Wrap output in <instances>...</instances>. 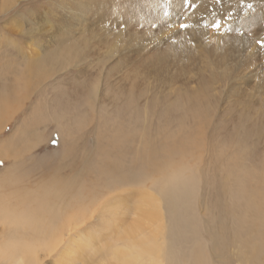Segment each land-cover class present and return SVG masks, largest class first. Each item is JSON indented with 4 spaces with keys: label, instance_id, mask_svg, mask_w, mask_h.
Here are the masks:
<instances>
[{
    "label": "rangeland",
    "instance_id": "obj_1",
    "mask_svg": "<svg viewBox=\"0 0 264 264\" xmlns=\"http://www.w3.org/2000/svg\"><path fill=\"white\" fill-rule=\"evenodd\" d=\"M61 1L0 0V93L11 89L14 96L9 100L8 116L0 119V209L18 215L26 212L24 208L33 209L50 181L57 186L64 181L68 192L64 200L80 198L90 204L93 196L98 195V204L91 221L75 226L74 223L65 226L55 213L45 228L54 248L47 251L46 246H39L33 253L36 258L32 253L28 257L25 254L19 264H110L106 244L112 243L115 220L114 211L109 214L107 207L118 200L116 206L121 210L117 213L123 214L126 205L133 201H125V196L131 198L135 193L123 192L120 197L112 196L115 192L106 193L105 186L112 174L103 175L102 169L116 167L125 173L133 166L137 172L140 170L135 175L143 179L142 158L147 157L143 153H152L151 159L162 164L163 157L156 149L162 148L168 130L186 135L191 141L197 137L203 142L201 154L206 153V161L196 164L197 170L205 166L199 171L198 208L202 217L207 218L204 221L210 220L208 226L214 224L219 228V225L216 230H223L225 240L231 242L223 247V253L213 258L218 264H243L251 256L247 251L254 256L260 243L250 244L248 248L241 247L236 240L232 218L240 215L241 205L238 200H230L235 182L224 173L225 163L221 158L232 151L223 145L237 137L244 141L245 160L248 158L249 164L264 159V45L259 43L264 40V0L257 5L251 0H225L215 10L211 4L216 0H187V3L160 0L157 5L134 0H96V4H90V13L70 16L69 20L59 15V5L64 3ZM169 2L177 5L168 7ZM217 23L219 28L214 27ZM181 24L188 27L181 28ZM65 44L75 47L69 53L72 58L63 60L59 65L62 68L48 65L43 72L46 78H36L21 90L18 77L26 66L31 67L34 59ZM165 50L181 57L179 64L183 72L177 85L185 99L182 110H174L175 94L161 99L160 103L154 98L169 85L162 83L165 77L157 71L158 56ZM170 70L173 73L175 69L170 67ZM208 81V93L202 96L200 91ZM128 91L138 106L150 96L149 117L144 119L128 111L122 103L127 101ZM106 98L109 101L105 109L102 99ZM204 102L209 103L211 110L207 113L211 116L202 125L195 114L199 115L201 109L196 106ZM124 122L127 123L122 136L125 144L120 145L113 137ZM182 124L186 133L178 130ZM131 134L136 140L133 141ZM211 146L228 152L212 158L206 151ZM144 147L148 151L142 153ZM189 147L187 144L183 149L188 152ZM235 148L239 144L235 143ZM191 162L194 165L196 161ZM203 184L207 187L203 188ZM107 202L111 204L103 212ZM9 217L2 220L5 223L0 222V264H13L7 259L6 251L15 239L23 240L22 244L28 246L45 239L36 227L27 225L28 220L18 230ZM98 233L105 240L98 237L91 244V238ZM218 241L222 244L221 239H214L215 243ZM214 242H209V247ZM70 244L73 249L68 252ZM261 259L264 264V251Z\"/></svg>",
    "mask_w": 264,
    "mask_h": 264
},
{
    "label": "bare ground",
    "instance_id": "obj_2",
    "mask_svg": "<svg viewBox=\"0 0 264 264\" xmlns=\"http://www.w3.org/2000/svg\"><path fill=\"white\" fill-rule=\"evenodd\" d=\"M134 1H142V3L146 2L151 3L152 5H157L160 4L162 0ZM223 1L225 0H216L215 2L214 0H212L214 4H211V6L213 5V9L215 10L217 9L218 5H221L223 3ZM226 1L235 2V0ZM249 2H253V5H257L259 2L261 3L262 0H251ZM61 3V5H59V15H61L63 19L69 20L70 16L76 18L90 13V4H96L97 1L62 0ZM176 3L177 2H169L168 7H174L177 5ZM205 8H207V6H205ZM207 9L210 10L211 7ZM63 12H68V14L66 15ZM73 50H75L74 46L65 44L60 48H55L53 50L51 49L50 52L46 53L41 58L34 59L32 66H26L21 75L18 77L20 89L22 90L24 88V85H30L36 78H46L43 73L44 69L50 64L59 66L63 62V60L68 59L69 61V59L72 58L69 53ZM168 52L169 51L165 50L159 54L157 71L163 74L165 77L162 80V83L164 84L166 82H169V85L165 88L160 89L159 92L154 96V98H156L160 103L161 99H168L170 96L175 94L174 101L172 103L174 104V110L175 108H179L182 110L184 108L182 106H184L183 101L185 99L182 95L183 92L181 87L177 85V83L181 80L183 72V68L180 66L181 64H179V59L181 57L177 53ZM170 54L174 55L175 57H167V55ZM144 61L145 60H143L142 62ZM147 65L151 66V64L148 63ZM170 67L171 69L172 67L175 69L173 73L170 72ZM208 85H210L209 81L207 83H204V88H202V90L200 91V94L202 96L207 95ZM147 87L149 88V86ZM10 90L11 89L2 90V92L0 93V119H4L6 116H8L10 107L9 100L14 97L12 95V90ZM151 90L152 89L149 88V91ZM128 92L130 93V91ZM125 96L127 101L122 100V103L125 104L131 114L137 113L138 115L144 116V119L145 116H150V96L147 97V100L141 106H138V102L135 101L134 96L131 93L125 94ZM108 101V98H106L105 100L102 99V108H108L106 106ZM196 107L198 109L201 108L198 112L199 115L196 113L195 116L198 117V124L202 123L203 125L207 122L209 116H211L210 113L209 115L207 113V111H210L211 108L209 107L208 102L199 104ZM139 111H142L141 113H143V115L140 114ZM107 115L109 114H106V116ZM120 124L121 123H119V125ZM126 124V122L121 124V126H119L116 130V135L113 137L117 139V142L120 145L125 144L122 136H124L123 134L127 127ZM182 127L183 124L181 125V127H179L178 130H183V132L186 133V131H184ZM113 132L115 133V131ZM176 132L177 131L174 130H168L165 135L166 140L162 144V148L156 149V151L160 152L161 156L163 157L160 160L162 164H160V162H155L154 159H151L152 153H143L144 150L148 151V147H144L142 149L141 152L143 153V156H147L142 158V162H145V167L142 168L143 179L140 177L138 178L137 174L135 175V173H138L140 170L137 172V170H135L133 166L132 168L128 167L130 170L128 169V171L125 173L119 171V168L116 167H108L102 169L103 175L109 176V174H112L111 178H109L110 181L107 182L108 185H104L106 189H108V192L106 193L113 194L115 192V194L112 195L114 197L116 195L120 197L123 192H125L124 194L130 192L137 194L136 196H134L135 194H133L131 198L125 196V201H130V199H132L133 201L132 203L126 205V209L123 214L119 212L118 215L117 213V210H121L120 206H116L118 200L111 207H107V212L109 214L111 212L112 215V210L114 211L113 218L115 220V223L112 225V229L114 228L111 237L112 243L106 244V246L108 247H106L108 250L107 261L110 264H218L215 262L213 257H216L220 253H223V247H227L229 244H231V242L225 240L226 233H224L223 230H219V232L218 230H216L220 228L219 225V228H215L214 224L208 226V224H210V220L209 222L204 221V218L206 217H202L200 207L198 208L199 201L197 196V185L201 179V173H199V171H202L203 167L205 168V166L201 167L200 165L201 169L197 170L196 164H201V162L206 161H204L206 153L204 152L205 154H201L202 150L204 149V145L201 146L203 142L200 143V138L197 139V137L193 138L191 141L186 138V135H183L181 133L177 134ZM190 132L187 131V133L189 134ZM62 133L64 134L65 132L62 131ZM130 137L133 139V141L136 140L133 138L134 136L132 134L130 135ZM235 143L239 144L238 149L235 148ZM187 144L190 145V147L188 148V152L183 149ZM223 146H226L228 150L229 148L232 149L231 153H226L228 152V150L226 151L225 149L217 146H211L206 151H208L207 155H210L212 158L214 156L220 157L223 155V153H226V157L223 156V158H221L222 161H224L223 163H225V170L223 168L222 169L226 171L224 173L232 177L233 183L235 182L234 187L233 184L231 187L233 197L230 200H238L241 205V211H238V213L240 212V215L233 216V213H231L233 216L232 219H234L233 224L235 223L233 229L235 232V236L237 237L236 240L238 241V243L240 242L241 247H243V245L248 247L250 246V244L256 245L258 244V242L260 243V245L258 246L259 249L257 248L258 251L257 253L255 252L254 256H252L253 254H251L250 251H247V253L252 257L247 256V259L243 261V264H262L261 257L264 251V241L262 240V238H264V159H255L256 164L254 162H252L253 165L249 164L248 158L245 160L247 153L245 150L246 146L244 145V141L240 140L237 137L233 142L230 141V143L228 142ZM205 148H207V144ZM199 151L200 154L197 153ZM193 153L195 155H193ZM138 157L139 155L136 154L134 159L137 160L139 159ZM192 159L196 161L194 162V165L191 162ZM252 159L253 158L249 160L252 161ZM260 163V169H257L258 164ZM252 167L253 169H251ZM212 178L213 177H211V179ZM63 182L64 181L58 182L59 184L57 183V186L54 181H50V183L42 189V192H40V199L36 198V200L38 199L36 206L33 209L24 208L26 211L25 213L20 212L18 215V213L13 211L10 212L9 214L11 215H9L5 212V209H0L1 223H5L6 221L2 220H4L6 216H10L8 219L12 221V223L16 226V228H18V230H22V222L24 220H28L27 225H30V227H36V229L39 230L37 233L45 238L44 240L33 241L29 244V246L27 244H22L23 240L21 242L19 239H15L14 241L10 242V245H8L6 252L7 259H11V262L13 264L21 263L25 254L27 255L26 257H28L30 256L29 254L32 253L31 256L33 258H36L33 253L37 252L39 246H46L47 251H50L54 248L53 239L50 236L46 235L45 228L48 224H50L55 213H57L58 218L63 220V224L65 226H68L69 223H74L73 226H75L83 224L85 222H89V220L91 221L93 219L92 214L96 211L95 206L98 204V202L96 201V196L98 195L93 196V198L89 202L90 204L84 203L86 199L82 202L80 198H71L64 200V196H66L68 192L66 189L67 187ZM215 183H217V181ZM204 184L203 188L204 186L206 188L207 186ZM225 184H227L226 181ZM229 189L230 188H228V190ZM119 190L121 192L119 194H116V192H118ZM56 192L58 194H56ZM61 194L65 195L62 196ZM110 204L111 203L108 202L104 204L103 212L105 210V206ZM71 208L73 209L71 210ZM205 215H207L206 212ZM111 220L112 219L110 218V222ZM98 237H100L101 240H105L103 234L98 233V235L91 238L92 240L90 241V243L93 244ZM214 239H221L222 244L219 241L215 243ZM212 241L214 243H211V246L209 247L208 244ZM16 243H18L20 246H26V249L21 248ZM72 245L73 244L68 245V252L71 251Z\"/></svg>",
    "mask_w": 264,
    "mask_h": 264
},
{
    "label": "snow or ice",
    "instance_id": "obj_3",
    "mask_svg": "<svg viewBox=\"0 0 264 264\" xmlns=\"http://www.w3.org/2000/svg\"><path fill=\"white\" fill-rule=\"evenodd\" d=\"M186 3H187V0H186ZM248 7L251 8L252 5L249 4ZM180 27H181V28H187L188 25H186V24H181ZM214 27L219 28V27H220L219 23L215 24ZM259 43L262 44V45H264V40L259 41Z\"/></svg>",
    "mask_w": 264,
    "mask_h": 264
}]
</instances>
